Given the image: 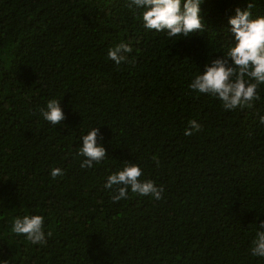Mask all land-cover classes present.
Wrapping results in <instances>:
<instances>
[{"label":"trees","instance_id":"trees-1","mask_svg":"<svg viewBox=\"0 0 264 264\" xmlns=\"http://www.w3.org/2000/svg\"><path fill=\"white\" fill-rule=\"evenodd\" d=\"M247 2L202 0L206 30L169 38L130 0H0V264H264L251 254L264 231V84L234 110L188 87L235 46L228 19ZM121 41L133 51L117 66L107 51ZM53 98L59 125L40 112ZM190 120L202 129L186 136ZM94 127L107 155L81 168ZM125 161L161 199L129 189L113 202L104 185ZM26 215L44 217L46 243L12 231Z\"/></svg>","mask_w":264,"mask_h":264},{"label":"clouds","instance_id":"clouds-1","mask_svg":"<svg viewBox=\"0 0 264 264\" xmlns=\"http://www.w3.org/2000/svg\"><path fill=\"white\" fill-rule=\"evenodd\" d=\"M201 3L202 0H130L128 7L135 6L143 10L145 29L166 32L169 38H188L206 30V24L200 15ZM254 7L252 0H248L243 11L235 9V15L228 19L230 32L236 41L235 46L228 47L221 57L206 63L202 73L195 75L188 85L193 91L219 99L225 110L252 107L254 101L261 99L258 88L264 84V16L253 18L250 10ZM132 51L129 44L121 41L108 49L107 56L119 66L122 62H127V54ZM40 112L52 125H59L65 119L60 100L54 98L48 100L46 110L42 108ZM259 122L264 125V116L260 117ZM188 123L190 128L185 129L186 136L202 129L195 120ZM99 139L102 137L98 127L81 137L82 144L77 152V155L84 157L81 168H92L94 163L98 164L105 159L107 153L98 143ZM63 174V170L58 167L52 168L50 172L53 179ZM143 175L141 167L125 161L122 170L110 174L104 186L107 189L115 186L117 194L111 197L113 202L126 199L129 189L142 196L161 199L163 187L158 188L152 180L141 179ZM259 228L264 229V221L260 222ZM12 231L25 235L32 244L46 243L42 215L15 218ZM47 235L50 236L51 232ZM251 254L264 257V231L257 230Z\"/></svg>","mask_w":264,"mask_h":264}]
</instances>
